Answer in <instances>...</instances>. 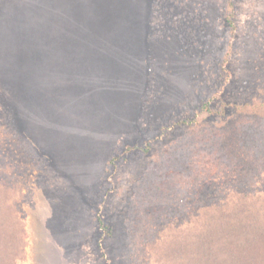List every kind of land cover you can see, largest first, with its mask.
Wrapping results in <instances>:
<instances>
[{
  "label": "rangeland",
  "instance_id": "1",
  "mask_svg": "<svg viewBox=\"0 0 264 264\" xmlns=\"http://www.w3.org/2000/svg\"><path fill=\"white\" fill-rule=\"evenodd\" d=\"M232 2L0 0L2 261L160 264L264 184V0Z\"/></svg>",
  "mask_w": 264,
  "mask_h": 264
},
{
  "label": "trees",
  "instance_id": "2",
  "mask_svg": "<svg viewBox=\"0 0 264 264\" xmlns=\"http://www.w3.org/2000/svg\"><path fill=\"white\" fill-rule=\"evenodd\" d=\"M228 5L227 22L232 29L234 5ZM261 183L263 175L259 176ZM217 203L192 214L189 226L165 234L160 264H264V184L252 191L231 189ZM12 214L2 225L0 219V262L5 249L15 241ZM3 247V248H2ZM188 260H190L188 262ZM16 259L8 264H15Z\"/></svg>",
  "mask_w": 264,
  "mask_h": 264
}]
</instances>
